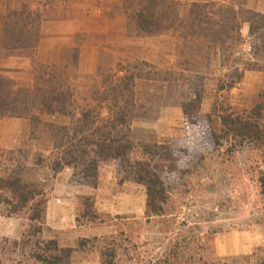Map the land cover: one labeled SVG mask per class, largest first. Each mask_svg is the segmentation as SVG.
<instances>
[{
	"label": "trees",
	"instance_id": "16d2710c",
	"mask_svg": "<svg viewBox=\"0 0 264 264\" xmlns=\"http://www.w3.org/2000/svg\"><path fill=\"white\" fill-rule=\"evenodd\" d=\"M56 1L41 0L40 6L24 5L20 11L10 9L2 18V48H35L41 21L57 17ZM120 1L131 35L151 36L185 28L186 38L205 36L211 47L221 49L223 67L234 66L241 25L249 22L255 56L258 61L264 58V15L245 8V0H235L240 6L238 11L215 3L191 4L186 23L181 18V4L176 0ZM258 64H248L243 71L233 68L223 75L218 81L216 102L208 114L202 113L203 80L184 78L182 81L189 96L184 107L186 125L198 139L202 154L199 158L204 155L207 159L209 153L212 157L225 148L240 151L248 147L257 151L258 183L264 197V92L249 110L233 107L229 98L246 71ZM142 73L141 70L138 73L127 70L123 76L118 71L106 73L101 85L96 84L79 95L84 99L80 104L67 103L72 93H68L69 87L60 84L63 75L54 69L41 68L35 85L30 88H15L13 81L0 76V121L6 117L27 119L30 138L40 145L31 163L26 152L0 146V216L25 217L27 221V231L20 241L4 240L8 247L4 256H0V264H14L7 259L11 254L21 256L25 260L22 264H72L73 249L48 236L55 234V230L46 222L50 194L58 175L66 169L73 171L74 182L96 188L101 166L113 165L119 184L132 182L145 188L148 219L160 218L175 206L171 191L174 184L163 179L154 168L159 145L136 141L133 135L135 80L142 78ZM56 114L70 117V124L60 125L46 119ZM164 153L178 160L188 159L190 155L186 148L166 149ZM83 201L81 217L95 218L92 197L86 196ZM168 249L157 264H174L183 250L175 242ZM116 250L103 251L101 264H117ZM245 260L251 257L234 258L224 264H247Z\"/></svg>",
	"mask_w": 264,
	"mask_h": 264
},
{
	"label": "rangeland",
	"instance_id": "374dc122",
	"mask_svg": "<svg viewBox=\"0 0 264 264\" xmlns=\"http://www.w3.org/2000/svg\"><path fill=\"white\" fill-rule=\"evenodd\" d=\"M241 40L239 33V43ZM213 61V57L208 58L209 75H212L208 76L210 83L207 84L212 93L207 94L209 102L217 98L215 83L218 84L223 76L217 78L219 74L214 75L213 69L217 68L218 62L213 64ZM175 74L177 78H186L179 72ZM149 76L145 70L141 79ZM104 78L103 74L98 85ZM60 84L69 87L64 79H60ZM67 90L72 93L70 87ZM180 98L184 116V107L189 101L186 88H182ZM170 100L164 104L165 108L170 105ZM143 102L140 100L136 119L145 115L148 104ZM51 117L46 119L56 123ZM154 122L150 119L148 123ZM174 123L175 129L169 128V133L162 137L163 144L158 148L160 154L153 163L163 179L174 184L171 191L175 206L160 218H147L145 188L132 182L119 184L113 165L101 166L96 188L74 182L76 189L66 195L69 190L65 188L70 184L55 181L57 190L50 194L46 214L47 225L55 230V234L48 236L58 238L63 247L73 249L72 264H101L102 252L113 248L117 249V264H157L172 242L180 243L183 248L174 264H224L227 260H242L249 256L251 260L250 263L245 260L247 264H264V197L258 183V152L248 147L240 151L225 148L219 154L209 157V153L207 159L204 155L201 159L198 139L186 125V118ZM6 125L0 127L2 133L9 127ZM18 127L25 126L18 124ZM2 133L0 138L5 137ZM152 135L141 132L146 138ZM22 139V144H28L27 135ZM32 144L35 145L33 150H22L31 157L29 162L35 160L38 150V142L34 140ZM183 148L189 149L188 159L178 160L164 153L166 149ZM86 196L93 199L95 218L81 217ZM26 231L25 217L0 216V256H4L8 247L4 240L20 241ZM16 255L11 254L7 259L14 264L25 262Z\"/></svg>",
	"mask_w": 264,
	"mask_h": 264
},
{
	"label": "crops",
	"instance_id": "0c3cea01",
	"mask_svg": "<svg viewBox=\"0 0 264 264\" xmlns=\"http://www.w3.org/2000/svg\"><path fill=\"white\" fill-rule=\"evenodd\" d=\"M176 1L181 4V18L184 23L189 20L188 7L194 3L232 6L237 11L240 8L235 0ZM40 4L41 0H0L2 51L0 76L13 81L15 88L34 86L43 67L54 69L63 75V79L72 90V96L68 98L67 103L80 104L84 99L79 95L98 85L103 74L106 76V73L118 71L119 75L123 76L127 70L136 73L139 70H146L150 74L149 77L135 80L136 112L132 130L136 141L155 142L158 145L163 144L162 137L169 133V128L175 129L174 121L181 122L186 118L180 105L182 101L180 94L184 88L182 79L185 77L177 78L175 73L184 74L187 79L194 81L203 80L205 94L202 113L208 114L212 111L216 98L215 101L209 102L207 96L208 93L212 94L209 92L210 84L207 85L210 83L208 76H212L209 75L211 64L208 65V58H214L213 64L218 62L217 68L213 67L214 75L219 74L217 78L221 76L218 66L222 65V58L221 49L218 46L211 47L205 36L186 38L185 28L151 36H135L128 32L127 19L122 12L120 0H57V17L41 21L38 28L39 40L35 48L14 50L2 48V18L6 13L10 9L20 11L24 5L36 8ZM244 7L264 15V0H245ZM239 33L242 40L247 38L253 40L249 22L242 23ZM195 62L198 65L194 67ZM257 62H259L258 66L246 71L242 82L230 92L229 98L233 107L252 109L257 104L260 94L264 92V58ZM163 73H166L167 79L164 78ZM217 85L215 83V95L218 92ZM168 99H171L170 105L165 108L164 104L168 103ZM140 100L148 105L145 115L137 116L136 119ZM76 117L79 118L80 114ZM140 118L143 122H138ZM51 119L66 126L71 121L70 117L57 114ZM150 119L155 122L149 124ZM5 124L9 127L4 128V133L0 129V133L5 136L0 138L1 147L15 151L34 149L35 145L32 144L34 140L30 138L31 128L27 119L6 117L0 122V127ZM18 124L25 127L20 129ZM141 132H149L153 135L146 138L141 136ZM24 135L28 137V144H22ZM37 146L38 152L40 145ZM72 175L73 172L66 169L56 179V182L70 184L68 188L65 186V190H69L66 195L76 189L73 187L75 183ZM56 190L57 188H54L52 193ZM57 202L60 203L61 200Z\"/></svg>",
	"mask_w": 264,
	"mask_h": 264
},
{
	"label": "built area",
	"instance_id": "2783aa9c",
	"mask_svg": "<svg viewBox=\"0 0 264 264\" xmlns=\"http://www.w3.org/2000/svg\"><path fill=\"white\" fill-rule=\"evenodd\" d=\"M234 59L236 61L234 66L231 65L230 68H226L220 64L218 71L224 75L233 68L243 71L246 65L257 63L251 38L240 41L235 50Z\"/></svg>",
	"mask_w": 264,
	"mask_h": 264
}]
</instances>
